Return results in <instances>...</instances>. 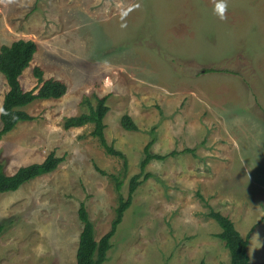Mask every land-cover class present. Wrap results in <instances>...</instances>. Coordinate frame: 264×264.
Instances as JSON below:
<instances>
[{"label": "rangeland", "instance_id": "1", "mask_svg": "<svg viewBox=\"0 0 264 264\" xmlns=\"http://www.w3.org/2000/svg\"><path fill=\"white\" fill-rule=\"evenodd\" d=\"M215 2L0 0V47L38 46L23 90L35 87V67L67 85L24 107L33 118L0 139L6 175L62 158L0 193V264H77L79 205L98 240L151 139L150 152L167 157L145 167L102 264H229L206 203L248 238L250 260L264 262V0H227L225 20ZM7 91L0 73V111ZM103 96L104 138L125 159L107 153L93 123L65 127ZM123 115L136 130L122 128Z\"/></svg>", "mask_w": 264, "mask_h": 264}, {"label": "trees", "instance_id": "2", "mask_svg": "<svg viewBox=\"0 0 264 264\" xmlns=\"http://www.w3.org/2000/svg\"><path fill=\"white\" fill-rule=\"evenodd\" d=\"M38 46L31 40L19 39L9 45L0 47V73L6 79L8 91L5 93L0 111V139L11 131L21 121L31 120L33 116L29 115L25 110L28 104L36 99H58L67 91L65 82L59 79H44L42 69L34 68V77L36 85L31 90L25 91L20 84V76L29 66ZM107 97H97L95 107L90 105L89 112L83 113L76 117H70L65 120V127L81 126L87 123H93L92 135L96 136L100 144L105 148L107 153L116 155L125 159L121 152L116 151L112 146L106 143L103 133V119L108 111L105 105ZM122 128L125 130H136V124L128 115H123L121 120ZM153 139L149 141L144 148V157L140 162V172L133 175L128 183V192L126 198L119 196L118 205L115 209V218L111 222V227L98 240L95 238L94 224L89 218L84 203L79 205L78 217L82 223V230L79 235L78 247L76 251L77 264H102L107 257L110 249V238L115 233L117 225L122 219L125 210L130 206L133 193L137 186L149 177V173H145L140 178L147 164L153 159L163 160L166 155L152 154L150 147ZM174 152H172L173 154ZM62 158L50 154L41 163H33L28 166L18 168L12 175H6L4 165L0 162V193L17 191L24 183L42 175L53 171ZM126 167V162L124 163ZM141 179V180H140ZM116 189L119 191L122 183L116 182ZM200 196V195H199ZM201 199L202 196H200ZM208 214L220 228L217 237L223 241L224 246L229 252V264H264V262L253 263L247 253L248 238L243 237L236 229L233 221L226 215L214 210L208 203ZM3 231V225L0 224V234ZM199 264H205L202 260Z\"/></svg>", "mask_w": 264, "mask_h": 264}, {"label": "clouds", "instance_id": "3", "mask_svg": "<svg viewBox=\"0 0 264 264\" xmlns=\"http://www.w3.org/2000/svg\"><path fill=\"white\" fill-rule=\"evenodd\" d=\"M227 10H228L227 0H216L214 12L221 20L227 19L226 17Z\"/></svg>", "mask_w": 264, "mask_h": 264}]
</instances>
